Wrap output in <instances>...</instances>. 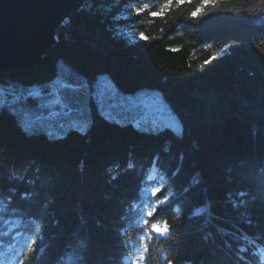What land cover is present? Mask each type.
I'll return each instance as SVG.
<instances>
[{
	"label": "trees",
	"instance_id": "16d2710c",
	"mask_svg": "<svg viewBox=\"0 0 264 264\" xmlns=\"http://www.w3.org/2000/svg\"><path fill=\"white\" fill-rule=\"evenodd\" d=\"M60 60L161 89L183 130L109 118L91 93L89 125L51 135L3 101L0 264H264V0H86L0 83L48 89Z\"/></svg>",
	"mask_w": 264,
	"mask_h": 264
},
{
	"label": "rangeland",
	"instance_id": "374dc122",
	"mask_svg": "<svg viewBox=\"0 0 264 264\" xmlns=\"http://www.w3.org/2000/svg\"><path fill=\"white\" fill-rule=\"evenodd\" d=\"M119 33L131 41L144 38V35L126 28H119ZM59 66V73L48 89H42L41 84L0 83V104L6 101L26 128L46 129L51 135H58L72 125L86 128L92 119L90 97L94 93L101 111L109 118L133 121L149 129L169 125L178 132L183 130L180 117L161 89L144 87L124 92L108 73L99 74L91 83L82 72L63 60H60ZM156 224L164 229L162 232L153 229L156 234L167 233L165 222ZM135 259L136 264H144L141 255L135 256Z\"/></svg>",
	"mask_w": 264,
	"mask_h": 264
},
{
	"label": "water",
	"instance_id": "95a60500",
	"mask_svg": "<svg viewBox=\"0 0 264 264\" xmlns=\"http://www.w3.org/2000/svg\"><path fill=\"white\" fill-rule=\"evenodd\" d=\"M86 0H0V71L40 62L54 46L57 27Z\"/></svg>",
	"mask_w": 264,
	"mask_h": 264
},
{
	"label": "snow or ice",
	"instance_id": "6c2138e0",
	"mask_svg": "<svg viewBox=\"0 0 264 264\" xmlns=\"http://www.w3.org/2000/svg\"><path fill=\"white\" fill-rule=\"evenodd\" d=\"M217 2V0H204V3L205 4H215ZM143 35V34H141ZM160 189H155L154 192H153V195H155L157 192H159ZM149 215L151 216L152 215V212H149ZM152 228L156 231V232H162L164 229H162L160 227V225L158 224H153L152 225ZM31 245H29V248L31 249ZM21 264H23V261H21Z\"/></svg>",
	"mask_w": 264,
	"mask_h": 264
}]
</instances>
